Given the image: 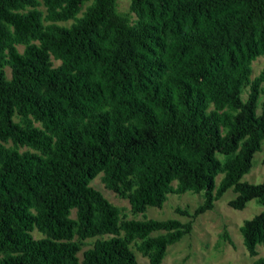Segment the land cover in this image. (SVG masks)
<instances>
[{"label":"trees","instance_id":"trees-1","mask_svg":"<svg viewBox=\"0 0 264 264\" xmlns=\"http://www.w3.org/2000/svg\"><path fill=\"white\" fill-rule=\"evenodd\" d=\"M118 1L0 0V264H138L132 244L162 264L192 221L125 220L100 174L133 215L169 194L203 193L176 210L191 219L229 189L235 210L255 200L240 233L256 257L264 183L241 178L264 140V0Z\"/></svg>","mask_w":264,"mask_h":264},{"label":"rangeland","instance_id":"rangeland-1","mask_svg":"<svg viewBox=\"0 0 264 264\" xmlns=\"http://www.w3.org/2000/svg\"><path fill=\"white\" fill-rule=\"evenodd\" d=\"M130 0H119L118 10L120 12H130ZM39 10L45 14L43 7ZM84 11V8H83ZM82 12L77 16L81 17ZM72 21L59 23L60 26L69 27ZM22 49V47L20 48ZM58 62H54V66H58ZM264 68V56L258 57L251 65V76L253 80L259 75ZM7 76L10 71L6 69ZM249 93V86L245 85L242 89L241 98L246 100ZM258 101L257 114L259 113ZM221 162L226 158L218 155ZM264 140L261 143V150L253 156L252 168L249 173L245 174L241 181L250 184L264 183ZM222 178V174L215 179V187L217 188ZM175 186V184H173ZM90 186L99 191L111 204L121 210V215L125 220H167L175 219L180 222L192 221L191 232L184 236L179 242L171 245L167 249L165 258L162 264H252L257 258L264 256L262 247H258V255L250 257L243 245L240 227L243 222L250 220L255 215L260 213L262 207L252 200L247 203L243 210H235L229 206V202L236 196L232 189L226 191L223 196L213 202V208L203 214H200L194 219L181 215L176 212L177 209L182 211H193L204 203L203 193L186 192L182 195L169 194L166 197L164 205L161 209L147 208L143 214L133 215L130 210V205L126 199L119 197L116 193L109 190L102 182V174L95 177ZM215 188V189H216ZM215 191L213 192V194ZM227 234L226 239L224 234ZM160 233H154L153 236ZM36 239L42 238V235L37 231L32 233ZM102 238H107L106 236ZM96 238L87 239L84 241L82 250L78 253L79 260L82 259V254L90 248ZM135 252L138 264H149L148 258L142 256L137 250L135 244L131 245Z\"/></svg>","mask_w":264,"mask_h":264}]
</instances>
